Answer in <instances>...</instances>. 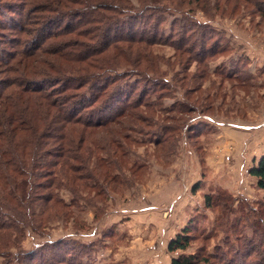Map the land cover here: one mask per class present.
<instances>
[{"label":"trees","instance_id":"trees-1","mask_svg":"<svg viewBox=\"0 0 264 264\" xmlns=\"http://www.w3.org/2000/svg\"><path fill=\"white\" fill-rule=\"evenodd\" d=\"M250 6L264 16V2L257 0H0L2 264H86L87 246L71 238L23 249L27 231L45 235L55 221L71 219L84 197L92 204L112 186L128 187L125 177H134L129 160L137 147L167 146L173 137L167 134L194 129L187 115L208 109L203 102L211 95L194 101L200 106L190 103L192 96L202 92L212 60L227 52L210 42L211 25ZM200 14L203 21L197 20ZM164 16L179 18L183 26L160 37ZM158 46L174 50L183 72L196 63V72L173 78L186 89L187 103L168 109L160 95L151 99L158 87L168 89L161 64L172 65L157 54ZM229 66L220 75L239 80V67ZM249 174L264 190V155ZM62 189L72 195L69 203ZM213 202L205 196L207 208ZM252 215L261 220L264 210ZM250 222L254 236L239 239L241 247L181 253L171 264H264V225ZM194 231L190 219L170 240L169 253L186 252Z\"/></svg>","mask_w":264,"mask_h":264},{"label":"rangeland","instance_id":"rangeland-1","mask_svg":"<svg viewBox=\"0 0 264 264\" xmlns=\"http://www.w3.org/2000/svg\"><path fill=\"white\" fill-rule=\"evenodd\" d=\"M255 11L250 6L232 18H216L212 23L210 42L227 47V52L212 60L202 92L192 96L190 103L195 104L211 95L203 102L208 109L199 108L187 115L194 129L184 126L178 133L167 134L173 135L167 146L137 147L135 156L130 154L135 174L125 177L130 179L128 187L112 186L106 198H97L91 205L84 197L79 208H72L71 219L55 221L45 235L28 230L23 249L71 238L87 246L90 256L84 257L86 264H171L181 253L212 254L227 251L228 244L236 249L241 247L239 239L254 236L248 226L250 219L264 225V215L261 220L251 217L252 212L264 210V190L249 174L264 155V16ZM164 17L160 37L174 35L183 26L179 18ZM197 17L204 20L201 14ZM156 52L172 65L161 64L169 80L168 89L158 87L154 95L150 93L151 99L160 95V103L168 109L187 103L186 89L173 78L176 73L181 78L196 72V63L186 73L173 57L172 48L158 46ZM229 64L239 67V80H226L220 75L218 70L229 68ZM146 84L143 86L147 89L153 86ZM208 194L214 197L210 208L205 206ZM60 196L68 203L72 199L65 189L60 190ZM190 219L195 225L191 247L186 252L169 253L170 240ZM3 262L0 258V264Z\"/></svg>","mask_w":264,"mask_h":264}]
</instances>
